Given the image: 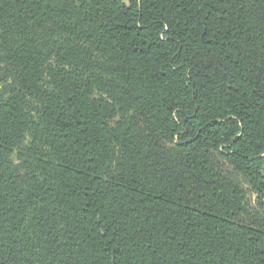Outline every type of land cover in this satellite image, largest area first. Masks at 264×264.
<instances>
[{"label": "trees", "instance_id": "16d2710c", "mask_svg": "<svg viewBox=\"0 0 264 264\" xmlns=\"http://www.w3.org/2000/svg\"><path fill=\"white\" fill-rule=\"evenodd\" d=\"M0 264H264V0H0Z\"/></svg>", "mask_w": 264, "mask_h": 264}, {"label": "rangeland", "instance_id": "374dc122", "mask_svg": "<svg viewBox=\"0 0 264 264\" xmlns=\"http://www.w3.org/2000/svg\"><path fill=\"white\" fill-rule=\"evenodd\" d=\"M249 199H250V201H252V200H253V196L250 195V196H249Z\"/></svg>", "mask_w": 264, "mask_h": 264}, {"label": "crops", "instance_id": "0c3cea01", "mask_svg": "<svg viewBox=\"0 0 264 264\" xmlns=\"http://www.w3.org/2000/svg\"><path fill=\"white\" fill-rule=\"evenodd\" d=\"M123 1L128 2V0H123Z\"/></svg>", "mask_w": 264, "mask_h": 264}]
</instances>
